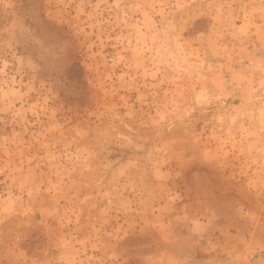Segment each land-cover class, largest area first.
Masks as SVG:
<instances>
[{
    "label": "rangeland",
    "instance_id": "1",
    "mask_svg": "<svg viewBox=\"0 0 264 264\" xmlns=\"http://www.w3.org/2000/svg\"><path fill=\"white\" fill-rule=\"evenodd\" d=\"M0 264H264V0H0Z\"/></svg>",
    "mask_w": 264,
    "mask_h": 264
},
{
    "label": "built area",
    "instance_id": "2",
    "mask_svg": "<svg viewBox=\"0 0 264 264\" xmlns=\"http://www.w3.org/2000/svg\"><path fill=\"white\" fill-rule=\"evenodd\" d=\"M261 46H262V45H260V44H259V46H258V47H261Z\"/></svg>",
    "mask_w": 264,
    "mask_h": 264
}]
</instances>
